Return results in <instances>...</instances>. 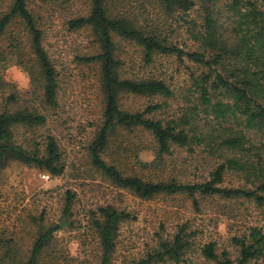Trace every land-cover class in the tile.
<instances>
[{"label":"trees","instance_id":"16d2710c","mask_svg":"<svg viewBox=\"0 0 264 264\" xmlns=\"http://www.w3.org/2000/svg\"><path fill=\"white\" fill-rule=\"evenodd\" d=\"M125 1L0 0V171L18 161L57 177L72 165L48 125L49 110L59 106V73L47 44L52 17L71 6L72 14L64 18L68 30L89 31L99 47L78 56L100 68L103 107L87 148L90 163L114 186L142 199L183 196L198 213L214 202L226 217L238 216L231 205L248 202L263 216L262 224L232 236L236 258L216 240L197 243L198 230L185 221L172 236L159 235L143 256L119 264H191L196 252L210 264H264V0H146L164 13L153 29L125 11ZM170 17L176 18L174 27L166 20ZM117 38L139 48L143 65H154L163 54L196 66L189 68L191 86L180 93L176 117L157 118L161 103L137 111L121 105L123 94L169 98L177 91L166 77L122 75ZM180 38L186 49L175 42ZM13 64L28 72L31 97L4 78L3 70ZM18 127L31 130L25 143L14 139ZM137 130L152 137L155 152L153 161H137L140 173L118 158H106L112 137ZM177 148L189 153L181 162L168 159ZM172 164L188 165L186 172L192 168L198 174L190 179L158 175ZM73 198L67 197L66 215ZM131 217L112 203L97 204L88 223L93 248L78 264H118L119 231ZM59 228L54 224L40 232L26 264H39Z\"/></svg>","mask_w":264,"mask_h":264},{"label":"rangeland","instance_id":"374dc122","mask_svg":"<svg viewBox=\"0 0 264 264\" xmlns=\"http://www.w3.org/2000/svg\"><path fill=\"white\" fill-rule=\"evenodd\" d=\"M82 3L83 1L78 3L79 6ZM122 6L139 23L151 29L157 27V22L161 23V18H164L162 10L152 7L146 0H126ZM72 11L71 6L67 9L64 7L61 13L52 17L53 25L47 36V44L56 60L59 73V106L49 110L48 125L53 128L72 165L65 174L57 177L18 161H12L0 171V262L26 264L40 232L58 224L60 228L55 231L54 239L44 251L39 264L80 263V255L90 254L93 248V237L88 229L91 211L97 204L105 203L125 209L132 216L122 223L119 231L115 253L118 264L143 256L148 248L156 244L159 235L164 238L172 236L178 223L185 221H191V229L198 230L197 243L207 239L216 240L221 250H228L236 258L239 251L231 241L232 236L241 233L247 225L262 224V213L254 204L245 202L231 205L234 214L237 213L238 216L226 217L218 207L221 204L214 202L208 203V211L198 213L191 206V200L183 196L142 199L130 190L114 186L90 163L87 148L99 123V111L103 107L102 90L99 86L100 68L96 64L80 62L78 56L99 52V47L89 31L68 30L64 18L72 14ZM166 20L169 27L176 25L173 24L176 18ZM117 41V53L124 63L122 75L135 78L166 77L177 91L175 96L169 98L123 94L121 105L137 111L144 110L149 104L161 103L163 106L155 114L157 118L170 120L176 117L182 101L180 93L191 86L189 68L196 66L187 59L179 62L176 56L163 54L157 57L154 65L146 66L140 62L141 52L137 46L120 38ZM175 42L186 49L183 38ZM14 65L16 64L3 70L4 78L12 84V74L8 69ZM31 89L30 86L28 90L19 92L27 98L31 97ZM31 135V130L25 127L14 130V139L19 143H25ZM151 148L152 137L149 134L139 130L131 134L120 132L112 137L106 158H118L126 169L140 173L142 171L137 161L151 162L155 159V152ZM186 156L189 153L185 148H177L168 159L181 162ZM203 166L199 163L200 169L204 170ZM187 167L188 165L184 167L172 164V167L166 168L165 173L158 170V175L172 173L178 174L180 178L190 179L198 174L192 168L186 172ZM69 194L74 195V198L66 215ZM73 241L77 243L74 253L70 247ZM191 264L210 263L196 252L192 255Z\"/></svg>","mask_w":264,"mask_h":264},{"label":"clouds","instance_id":"9594fccd","mask_svg":"<svg viewBox=\"0 0 264 264\" xmlns=\"http://www.w3.org/2000/svg\"><path fill=\"white\" fill-rule=\"evenodd\" d=\"M8 71L12 74V82L16 85L18 90L25 91L30 88L31 86L30 76L26 72H24L22 68L14 65L10 67ZM70 247L74 253L77 247V243L73 241Z\"/></svg>","mask_w":264,"mask_h":264},{"label":"water","instance_id":"95a60500","mask_svg":"<svg viewBox=\"0 0 264 264\" xmlns=\"http://www.w3.org/2000/svg\"><path fill=\"white\" fill-rule=\"evenodd\" d=\"M61 226L63 227V224H61Z\"/></svg>","mask_w":264,"mask_h":264}]
</instances>
